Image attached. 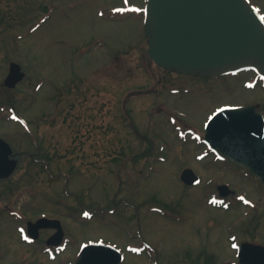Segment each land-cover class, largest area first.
I'll list each match as a JSON object with an SVG mask.
<instances>
[{
  "label": "rangeland",
  "instance_id": "1",
  "mask_svg": "<svg viewBox=\"0 0 264 264\" xmlns=\"http://www.w3.org/2000/svg\"><path fill=\"white\" fill-rule=\"evenodd\" d=\"M251 1L264 10V0ZM145 5L0 0V137L19 158L0 182L6 263L24 259L14 235L23 216L13 221L12 207L25 218L61 217L71 243L44 264H71L82 245L97 241L150 243L142 255L127 252L123 264H240L233 242L264 244L261 183L203 156L198 141L219 107L258 104L264 113V83L251 71L213 79L162 70L148 56ZM12 61L27 75L8 89ZM188 167L202 177L196 187L181 179ZM224 183L234 191L225 209L209 203Z\"/></svg>",
  "mask_w": 264,
  "mask_h": 264
},
{
  "label": "water",
  "instance_id": "2",
  "mask_svg": "<svg viewBox=\"0 0 264 264\" xmlns=\"http://www.w3.org/2000/svg\"><path fill=\"white\" fill-rule=\"evenodd\" d=\"M145 32L150 57L165 68L212 77L256 68L264 75V19L247 0H148ZM24 76L13 62L6 84L13 87ZM206 141L264 183V117L255 105L220 111L207 125ZM11 154V146L0 139V176L16 168ZM195 177L192 169L182 175L188 183ZM220 191L230 192L227 185ZM240 258L242 264H264V246L245 242ZM76 264H121V254L110 245L89 244Z\"/></svg>",
  "mask_w": 264,
  "mask_h": 264
},
{
  "label": "flooded vegetation",
  "instance_id": "3",
  "mask_svg": "<svg viewBox=\"0 0 264 264\" xmlns=\"http://www.w3.org/2000/svg\"><path fill=\"white\" fill-rule=\"evenodd\" d=\"M98 118H99V90L97 92H94V96H93V120H98ZM1 186L3 185L0 184V187ZM36 219L37 218H34V220ZM54 232L55 230H42V232L39 233V237L36 240L29 239L27 241H21L20 236L17 237L15 235V239L21 243L20 250L24 259L13 263H6L5 261H3V264H41V257L44 258V255L47 256V254L49 255L54 249H58L48 244V239ZM5 248H6V243H4V238L2 239L0 238V252L3 251V249ZM0 260H3V256L1 255V253H0Z\"/></svg>",
  "mask_w": 264,
  "mask_h": 264
},
{
  "label": "snow or ice",
  "instance_id": "4",
  "mask_svg": "<svg viewBox=\"0 0 264 264\" xmlns=\"http://www.w3.org/2000/svg\"><path fill=\"white\" fill-rule=\"evenodd\" d=\"M243 199V198H242ZM215 202V201H214ZM87 215V214H86Z\"/></svg>",
  "mask_w": 264,
  "mask_h": 264
}]
</instances>
